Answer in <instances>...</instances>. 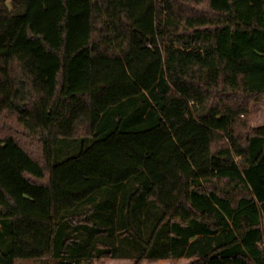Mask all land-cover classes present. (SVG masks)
<instances>
[{"label": "trees", "instance_id": "trees-1", "mask_svg": "<svg viewBox=\"0 0 264 264\" xmlns=\"http://www.w3.org/2000/svg\"><path fill=\"white\" fill-rule=\"evenodd\" d=\"M262 96L264 0H0V264H264Z\"/></svg>", "mask_w": 264, "mask_h": 264}, {"label": "rangeland", "instance_id": "rangeland-1", "mask_svg": "<svg viewBox=\"0 0 264 264\" xmlns=\"http://www.w3.org/2000/svg\"><path fill=\"white\" fill-rule=\"evenodd\" d=\"M264 123V96L260 97L258 101L253 103L250 107V124L260 125ZM80 148L79 142H74L69 138H60L54 148V159L56 161L63 159L68 154L76 153ZM189 261L187 258H180L178 260H143L139 264H186ZM133 259L123 258H100L95 259L93 264H132ZM14 264H47L40 259L19 258L14 261ZM48 264H52L49 262Z\"/></svg>", "mask_w": 264, "mask_h": 264}, {"label": "crops", "instance_id": "crops-1", "mask_svg": "<svg viewBox=\"0 0 264 264\" xmlns=\"http://www.w3.org/2000/svg\"><path fill=\"white\" fill-rule=\"evenodd\" d=\"M180 258H184V257L176 258V259H174V261H175V260H178V259H180ZM159 260H161V259H159ZM168 260H171V259H168ZM172 260H173V259H172Z\"/></svg>", "mask_w": 264, "mask_h": 264}]
</instances>
